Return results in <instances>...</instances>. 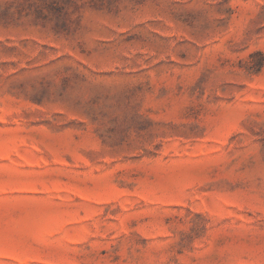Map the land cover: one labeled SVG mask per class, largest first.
<instances>
[{
    "label": "rangeland",
    "instance_id": "374dc122",
    "mask_svg": "<svg viewBox=\"0 0 264 264\" xmlns=\"http://www.w3.org/2000/svg\"><path fill=\"white\" fill-rule=\"evenodd\" d=\"M0 264H264V0H0Z\"/></svg>",
    "mask_w": 264,
    "mask_h": 264
}]
</instances>
